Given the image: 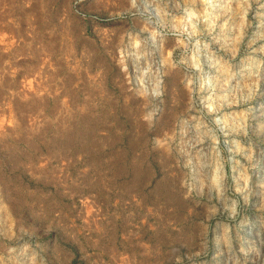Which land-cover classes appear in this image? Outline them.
I'll return each instance as SVG.
<instances>
[{
	"label": "rangeland",
	"instance_id": "374dc122",
	"mask_svg": "<svg viewBox=\"0 0 264 264\" xmlns=\"http://www.w3.org/2000/svg\"><path fill=\"white\" fill-rule=\"evenodd\" d=\"M0 264H264V0H0Z\"/></svg>",
	"mask_w": 264,
	"mask_h": 264
}]
</instances>
